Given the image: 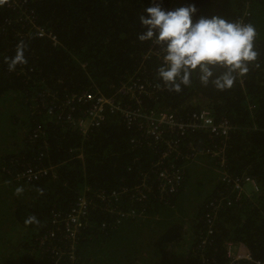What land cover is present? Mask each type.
<instances>
[{
    "label": "trees",
    "instance_id": "obj_1",
    "mask_svg": "<svg viewBox=\"0 0 264 264\" xmlns=\"http://www.w3.org/2000/svg\"><path fill=\"white\" fill-rule=\"evenodd\" d=\"M190 2L197 17L256 27L258 58L227 90L204 86L195 74L180 93L158 80L160 60H143L152 42L137 39L149 0H0V264H225L230 243L246 247L249 264H264V0H163L162 7ZM20 46L24 60L13 66ZM224 71L214 69L216 76ZM131 76L145 86L137 101L115 96ZM86 93L121 97L123 108L167 113L180 124L225 123V148L207 129L162 125L165 139L179 143L170 161L182 172L176 191L162 194L164 141L109 109L107 120L82 136L51 99ZM204 109L209 120L194 119ZM72 115L82 118L79 109ZM190 143L207 154L187 160ZM35 169L48 171L36 181L22 175ZM227 177L249 178L259 191L233 196ZM83 194L94 203L72 252L77 263L67 254L57 260L52 250L67 252L64 234L56 232L52 247L40 241Z\"/></svg>",
    "mask_w": 264,
    "mask_h": 264
},
{
    "label": "clouds",
    "instance_id": "obj_2",
    "mask_svg": "<svg viewBox=\"0 0 264 264\" xmlns=\"http://www.w3.org/2000/svg\"><path fill=\"white\" fill-rule=\"evenodd\" d=\"M162 3L163 0H149L139 17L143 31L137 39L151 41L158 48L157 78L166 88L180 93L191 86L195 74L202 85L211 83L217 90H227L237 75L248 73L249 65L259 55L254 46L257 30L253 24L217 15L197 17L198 9L192 2L174 9L163 8ZM23 53V47H18L13 66L24 60ZM217 67L225 69L219 76L214 73Z\"/></svg>",
    "mask_w": 264,
    "mask_h": 264
},
{
    "label": "built area",
    "instance_id": "obj_3",
    "mask_svg": "<svg viewBox=\"0 0 264 264\" xmlns=\"http://www.w3.org/2000/svg\"><path fill=\"white\" fill-rule=\"evenodd\" d=\"M17 15H19V12H17ZM36 31L38 32V35L40 37L47 36V38L51 42L56 43L55 37L50 33H46L44 30L39 28H37ZM152 56L160 60V53L158 51V48L153 45V43L151 50L148 51L146 56H143V60H146L147 58H150ZM120 85L121 86L119 87L115 96L129 95V98H136L137 101L140 97H142V94L145 91V86L142 84V81L139 80V78L133 76H131V79L129 81L127 79L125 82H121ZM52 98H54L56 111L60 112V117H63L65 115V121L69 125L77 127L79 134L82 136H86L91 129L99 127L101 124H103L104 121L107 120L106 109H109V111L112 113L119 112L124 117L126 126L131 128L132 126L136 125L138 129L144 130L147 134H150V136H152L155 141H164L167 146V150L161 154L160 160L157 164V175L158 180H160V187L158 189L162 194L175 192L182 180V172L180 168L175 166L172 161H170L171 156L178 151L179 143L178 141L172 142V140L165 139L163 133L159 131V128L162 125H167L169 126V128H178L181 130H194L199 128L207 129L210 132L209 134L211 135V137H218L223 139L224 148L225 142L228 139V135L230 133V127L225 123L220 124L218 127L207 125H203L200 127V125H196L194 123L180 124L172 115L167 113H145L139 107L123 108V101L121 97L107 98L101 95L98 97L90 93H86L71 94L65 96L63 100H57L54 96H51V99ZM77 109L81 111L82 118L73 117L72 113ZM209 116V109H204L199 115H195L194 119H196L197 121H205L209 120ZM190 146L191 151L194 153V155H187L185 157L187 160L193 159L197 154H207L205 152L206 149H198L191 143ZM224 148H222L218 152H214V154L219 157L223 154ZM79 157L81 158L80 153L78 154V158ZM165 163L170 166V170L166 169L168 165L165 166ZM47 171L48 170L46 169H35L34 171L28 170L22 175L30 181H36L40 176L47 174ZM225 181L229 186H231V195H233L235 191H239V193H243L244 195L248 196V193L250 192V189H247L248 185L251 186L253 192L259 191L256 183L249 178H244V181L242 183H240L239 181H234V178L232 179L230 177H227ZM232 188H234V191H232ZM136 190L138 191V189ZM112 195H114V193ZM97 197L103 202L107 201L103 194H98ZM235 197L236 199H239V197ZM141 198H143V196H141ZM91 200L86 194L80 195L74 207L67 215H64L62 218H54L51 221L52 225L55 228H53L48 233V235L42 237L40 244L44 245L47 241L48 243H50L49 247H52L53 241L56 238V232L63 233L64 239L67 240L68 248L67 252L52 250V252L56 255L57 260L61 259L58 256H62L63 259H65L67 254V257L71 262L77 263V260L73 257L72 252L75 250L74 246L81 233L83 223L88 219L89 209L93 207ZM227 201L229 202L230 200ZM226 252V256L229 261H226L225 264L254 263L252 255L242 243L228 244L226 246Z\"/></svg>",
    "mask_w": 264,
    "mask_h": 264
},
{
    "label": "rangeland",
    "instance_id": "obj_4",
    "mask_svg": "<svg viewBox=\"0 0 264 264\" xmlns=\"http://www.w3.org/2000/svg\"><path fill=\"white\" fill-rule=\"evenodd\" d=\"M227 1H230V0H227ZM9 146H10V145L7 143L6 147H9ZM247 189H251V186L248 185V186H247Z\"/></svg>",
    "mask_w": 264,
    "mask_h": 264
}]
</instances>
